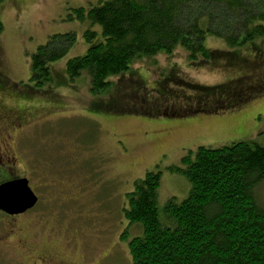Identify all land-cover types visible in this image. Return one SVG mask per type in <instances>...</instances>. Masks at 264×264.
<instances>
[{"label":"rangeland","instance_id":"1","mask_svg":"<svg viewBox=\"0 0 264 264\" xmlns=\"http://www.w3.org/2000/svg\"><path fill=\"white\" fill-rule=\"evenodd\" d=\"M95 2H0V111L27 106L36 120L43 116L10 151L17 160L14 174L25 176L31 190L39 194V204L28 211L41 221L33 226L40 237L47 235L48 226L44 225L59 227L65 256L74 259V264H129L128 244L120 237L125 230L128 238L139 232L137 227L128 226L124 216L126 193L134 190L135 180L145 177L147 171L161 173L157 192L161 214L168 199L179 202L187 195L182 176L171 173L168 167L177 166L189 150L194 152L199 145L219 148L238 141L264 144V39L247 42L237 49L235 57H228L226 52L234 48L207 35L205 47L216 57L221 54L213 63L191 67L184 52L176 48L173 56L162 53L145 59L147 63L134 62L129 70L132 73L110 79L113 88L108 94L112 98L123 86V95L132 92L145 100L158 98L153 82L163 79L170 69L184 82L207 87L238 85L242 80H234L244 75L249 86L258 80L262 85L253 90L254 97L248 102L187 118L151 117L143 112L98 113L94 107L102 97L91 94L86 72L72 81L65 74L66 61L83 55L88 47L85 30L97 32L94 40L101 38L98 24L89 26L87 20H69L68 15L71 8H87ZM69 32L75 34L72 46L60 60L50 63L49 82L36 86L30 78L31 54L49 37ZM127 76H132L137 92L127 90ZM3 178L0 173V180ZM257 196L264 205V185ZM2 229L0 236L6 237L7 231ZM11 245L0 244V264H16Z\"/></svg>","mask_w":264,"mask_h":264},{"label":"trees","instance_id":"2","mask_svg":"<svg viewBox=\"0 0 264 264\" xmlns=\"http://www.w3.org/2000/svg\"><path fill=\"white\" fill-rule=\"evenodd\" d=\"M71 9L69 20H87L101 30V38L94 40L97 32L86 29V51L65 63L70 81L85 71L91 94L101 95L94 112L158 117L156 105L162 104L175 106L168 118L209 115L248 102L246 96L237 101L234 91L258 85V80L247 85L244 75L234 80H242L237 86L207 87L184 82L169 69L163 79L153 82L158 98L123 95V86L115 96H108L111 78L132 73L134 62L147 63L145 59L162 53L173 56L176 48L191 67L213 63L221 54L216 57L205 47L207 35L234 48L226 54L235 57L241 45L264 39V0H97L87 8ZM74 39V32L51 36L31 54L30 78L36 86L49 82L50 63L60 60ZM128 78L127 90L137 92L132 76ZM195 149L177 166L168 167L182 176L188 191L179 202L168 199L161 214L159 171L145 172V177L134 181V190L126 193L124 216L128 226L139 230L130 238L125 230L120 237L128 244L129 264H264V205L257 196L264 185V144L238 141Z\"/></svg>","mask_w":264,"mask_h":264},{"label":"flooded vegetation","instance_id":"3","mask_svg":"<svg viewBox=\"0 0 264 264\" xmlns=\"http://www.w3.org/2000/svg\"><path fill=\"white\" fill-rule=\"evenodd\" d=\"M258 85L260 86L262 83ZM258 85L252 88L245 87V89L241 91H234L237 101H243V97L245 96V100L249 101V96H251L249 94L253 92ZM156 106L158 107V117L164 116L163 118H168L169 113L171 114L176 110L175 106L162 104ZM33 115L34 114L27 106L8 108L7 112L0 111V173L5 175V178L0 180V183L22 178V176L14 174L17 160L16 157L13 156L15 152L10 153V151L13 149L12 145L18 144L20 139L26 137L27 133H29L38 122H42L43 116L41 119L36 120L34 118L35 115ZM32 191L37 198V202L34 207L31 208L33 210L39 204L40 197L35 190ZM31 214L32 213L28 210L21 214L12 215L0 211V229L5 228L2 230L7 231L5 232V234H7L6 237H4V235L2 237L0 236V244H2L3 241L4 243L13 244L11 246L15 248L16 251L15 254H11V256H14V258L11 257L13 261L16 264H74V259L65 256L63 244L62 241H60L62 233H60L59 227L56 229V226L52 224L44 225L48 226L46 227L48 231L46 232L47 235L41 238L38 234L39 231H35L33 227L38 221H36ZM23 217H25L24 222L19 220ZM40 222L41 221L38 223ZM46 228L43 229L46 230Z\"/></svg>","mask_w":264,"mask_h":264},{"label":"water","instance_id":"4","mask_svg":"<svg viewBox=\"0 0 264 264\" xmlns=\"http://www.w3.org/2000/svg\"><path fill=\"white\" fill-rule=\"evenodd\" d=\"M36 199L24 177L0 183V211L21 214L34 207Z\"/></svg>","mask_w":264,"mask_h":264},{"label":"bare ground","instance_id":"5","mask_svg":"<svg viewBox=\"0 0 264 264\" xmlns=\"http://www.w3.org/2000/svg\"><path fill=\"white\" fill-rule=\"evenodd\" d=\"M29 209H31V208H29ZM29 209H28V210H29Z\"/></svg>","mask_w":264,"mask_h":264}]
</instances>
